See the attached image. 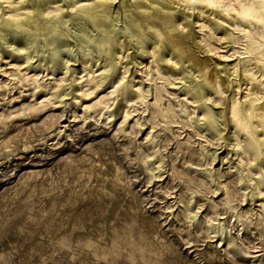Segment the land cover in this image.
I'll use <instances>...</instances> for the list:
<instances>
[{
	"label": "rangeland",
	"instance_id": "rangeland-1",
	"mask_svg": "<svg viewBox=\"0 0 264 264\" xmlns=\"http://www.w3.org/2000/svg\"><path fill=\"white\" fill-rule=\"evenodd\" d=\"M159 1L184 12L204 72L182 51L105 60L107 44L53 57L38 38L25 49L20 26L0 38V264H264V0H222L251 7L246 26L203 3L189 14ZM32 3L0 0V27ZM89 3L44 13L69 19ZM212 74L205 98L190 91Z\"/></svg>",
	"mask_w": 264,
	"mask_h": 264
},
{
	"label": "bare ground",
	"instance_id": "bare-ground-1",
	"mask_svg": "<svg viewBox=\"0 0 264 264\" xmlns=\"http://www.w3.org/2000/svg\"><path fill=\"white\" fill-rule=\"evenodd\" d=\"M31 1L33 3H32V5L30 4L31 9L29 10L26 17L22 16L23 19H22V17H20L21 19L17 20L15 23L13 22L12 25H10L8 27H6V26H5V28L0 27V38L6 37L8 35H12V33L16 32L15 31L16 27L20 26L21 28L25 29L24 30L25 32H23L22 34L20 33L21 37L19 39H16V40H18V42L20 44H23L22 46H24L25 49L29 46V44H32L38 38L39 51L41 53L47 52L46 55H50L53 57H55V56H57V54L63 53V52L67 53L68 55H69V53L72 54L71 51L73 50L74 46H76L79 50H81L84 55L86 54L87 51H89L88 53L90 55H93V54H91V51H96L97 49H100L101 46L107 45V44H111L110 47H108V49L105 50V51L108 50V52L101 54V56L105 60H108V59L111 60L112 57H114V56H115L114 59L118 58L120 56L121 52H123L124 50L126 52L130 48H133L132 51L137 50V53H138L139 52L138 50L145 49L146 46L147 47H153L152 48L153 53L155 55L156 54L158 55L156 57V59H159L162 56L161 53H159V54L157 53V50H159V48H162L164 50L166 49L168 51V53H170L171 55H173L175 53V51L176 52L178 51L179 53H180V51H182V52H185L186 60L187 61L191 60L193 67L196 66V68L199 69L200 71L204 70V67H205L204 66V60H202L203 58L201 59L199 57L198 53L195 52V50H194V42L195 41L193 42L192 35L194 34L195 30H192V28L190 27V29L188 31H186L183 29L185 27V25L182 28L181 27L182 22L179 23L181 21V17L183 16L184 12L183 11L177 12L174 9H170L167 4H163L159 0H157V2L155 0H153L150 4L144 3L143 0H141V2L138 1L137 4H134V0H90V3L88 5L87 4L84 5V7L86 6L84 8V10H81V12H82L81 15H74L71 12V14H73V15L70 14L71 16L69 19H66L65 14H56L55 16L50 17L49 14L47 15V13H44L45 9H47L48 7H51V5L53 3H55L56 0H31ZM63 1L70 3V1H76V0H63ZM169 1L172 2L175 7L182 8V9L186 10V13L188 12L189 14H191L192 12L195 11L197 5L203 3L207 7H210V8L212 7L213 9L215 8V12H219L228 21L236 22L242 26H246V24L249 23V21H248L249 18L252 17V13L250 11V8H251L250 6H248L247 8H244L240 5L241 3L237 6V5L233 4L234 1L229 2V3L222 2V0H169ZM61 3H63V2H60L59 5ZM19 4H20V1H19L18 5H15L14 7L19 6ZM12 5L7 6V7H12ZM23 6H24V4H23ZM85 11L88 12V17L87 16L86 17L91 20L92 26L90 24H89L90 26L87 25V18H84ZM205 11H207L206 8H205ZM200 12H203V10ZM121 15L125 16L124 24H123L125 33H123V31H124L123 28L118 25V19H120L119 17ZM202 15H204V13ZM208 17H210V16H208ZM69 20L75 21L76 25L74 24V26L73 25L69 26L70 25V24H68ZM190 21H189V23H190ZM185 22L187 23V21H185ZM213 24H214V22H213ZM189 26H191V24H189ZM195 27L196 26L194 25V28ZM220 27H221V25H220ZM220 29L222 30V32H224L223 30L225 29V27H224V29H222V28H220ZM205 30H206V28H205ZM225 30L227 31V29H225ZM198 31H199V29H198ZM201 32H202V30H201ZM206 32H207V30H206ZM224 34H223V37H224ZM51 35H55L56 37L54 36V37L50 38ZM71 36L73 38L74 45H71V43H69L67 40L63 41L64 38H70ZM41 37L44 38V40L47 38H49V39H48V41L44 42V41H42ZM214 38H213V41H214ZM226 40L228 41L229 39L226 38ZM196 41H198V40H196ZM217 41H219V40H217ZM198 42H200V41H198ZM220 42H222V41H220ZM218 45L220 47V44H218ZM19 47H20V45H19ZM207 49L209 50L208 47H207ZM160 52H161V50H160ZM209 53H210V51H209ZM171 55H169V56H171ZM124 56H126V55H124ZM221 56H224V55L222 54ZM225 56H228V55H225ZM30 57H31V55H30ZM62 57H66V56H62ZM208 57H209V55H208ZM130 59L131 60L128 63L133 62L134 64H140L142 62V61L137 59L136 55H132ZM254 59H255V57H254ZM253 61H255V60H253ZM122 62L124 63L125 61H122ZM210 62H211V60H210ZM235 62H236V60H235ZM128 63H126L125 66H128ZM255 63H256V61H255ZM117 64H119V63H117ZM173 65H174V63H173ZM222 65H224V63H222ZM174 67H176V66L174 65ZM171 68H173V67H171ZM225 68H226V66H225ZM174 69H176V68H174ZM186 70H187V67H184V66H181V70L179 68V71H181V72H185ZM223 70H224V68H223ZM230 70H232V69L230 68ZM224 72L226 73L225 70H224ZM230 72H232V71H230ZM244 75H245V73H244ZM251 76H252V74L250 73L246 77L248 78ZM184 77H186V76H184ZM241 77H243V76H241ZM226 79H227V77H226ZM184 80L186 81L185 78H184ZM245 80H246V78H245ZM203 81H205V82H201V83L199 82V83L195 84L193 87L190 86V87H192L190 91H192V93H194L197 97H200V98L206 97V93L209 91L206 88V86L207 87L210 86V87L216 89V85H215L216 80H215V77L213 74L212 75H205L203 78ZM177 83H178V81H177ZM177 83H175V84L177 85ZM175 84H173V85H175ZM258 85H259V83H258ZM253 92H254V90H253ZM244 94H245V92H244ZM244 94H243V96H244ZM246 94H247V92H246ZM131 95H136V96H139L141 98L143 97L140 94V92H135V93H132ZM234 98H236V97H234ZM248 99L246 98V101H252L253 100V98L251 99V97ZM254 99H255V97H254ZM209 102H207V103H209ZM262 103H263V100H262ZM259 104H261V103H259ZM253 105H254V103L252 104V107H253ZM205 108H207V107H205ZM208 108H209V105H208ZM200 110H201V108H200ZM233 111H234V117H235V125L237 124L236 126L243 127L244 124H242V119H240V110L236 106H234ZM247 112H249V111H247ZM215 113L216 112H214V113L212 112V118H214V121L216 122L215 124H217V122H219L220 120H219V115H217ZM253 113L254 112L252 111L251 114H253ZM253 115L258 116V114H256V112ZM257 118L259 120L258 122H260V125H261V123L264 124V117H262V118L257 117ZM196 124H198V123H196Z\"/></svg>",
	"mask_w": 264,
	"mask_h": 264
}]
</instances>
